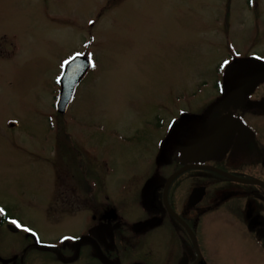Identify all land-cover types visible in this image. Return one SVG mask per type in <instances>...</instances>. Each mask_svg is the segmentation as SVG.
Instances as JSON below:
<instances>
[{"label":"rangeland","instance_id":"obj_1","mask_svg":"<svg viewBox=\"0 0 264 264\" xmlns=\"http://www.w3.org/2000/svg\"><path fill=\"white\" fill-rule=\"evenodd\" d=\"M255 2L0 0V47H16L0 61V200L37 213L55 177L80 163L100 167L111 192L140 175L152 138L212 94L224 59H264V0ZM78 54L95 68L58 117V81ZM225 246L234 264L236 240Z\"/></svg>","mask_w":264,"mask_h":264},{"label":"flooded vegetation","instance_id":"obj_2","mask_svg":"<svg viewBox=\"0 0 264 264\" xmlns=\"http://www.w3.org/2000/svg\"><path fill=\"white\" fill-rule=\"evenodd\" d=\"M6 41L0 61L16 49ZM254 58L264 62L224 59L211 95L160 121L145 169L117 191L80 163L55 177L37 213L0 200V264H229L227 238L234 264H264V73L236 92L226 78Z\"/></svg>","mask_w":264,"mask_h":264},{"label":"water","instance_id":"obj_3","mask_svg":"<svg viewBox=\"0 0 264 264\" xmlns=\"http://www.w3.org/2000/svg\"><path fill=\"white\" fill-rule=\"evenodd\" d=\"M90 68L89 61L84 57H77L73 62L69 64L66 69V73L61 80V92L57 102V111L61 115H65L71 103L74 100L75 92L80 85L82 79L86 75ZM252 72L264 73V64L256 60H246L237 64L228 70L227 80L233 92L236 90L247 88L248 90L254 88L257 82L261 79V76H249ZM237 75V76H236ZM248 81L246 87L238 86L234 81L237 77ZM236 77V78H235ZM233 82V84H232Z\"/></svg>","mask_w":264,"mask_h":264},{"label":"bare ground","instance_id":"obj_4","mask_svg":"<svg viewBox=\"0 0 264 264\" xmlns=\"http://www.w3.org/2000/svg\"><path fill=\"white\" fill-rule=\"evenodd\" d=\"M254 1V5H256V2H255V0H247V5H251L252 4V2ZM235 55H238V53H233V57L235 56ZM253 74V72L252 73H250L249 74V76H251ZM237 76V75H236ZM236 78V77H235ZM239 80H241V78L238 76L237 77V80H235V82L236 81H239ZM69 108H70V106H69ZM69 108H68V110H67V113H68V111H69ZM56 113H57V115H58V117H63V116H66L67 115V113L65 114V115H61L60 113H58V111H57V109H56ZM91 168L94 170H96V165H94V166H91ZM99 171H100V169H99ZM100 173H101V171H100Z\"/></svg>","mask_w":264,"mask_h":264},{"label":"snow or ice","instance_id":"obj_5","mask_svg":"<svg viewBox=\"0 0 264 264\" xmlns=\"http://www.w3.org/2000/svg\"><path fill=\"white\" fill-rule=\"evenodd\" d=\"M3 209H0V213H3ZM13 224H17V222L15 220L12 221ZM17 226L19 227L20 225L17 224ZM24 231H29V229H23Z\"/></svg>","mask_w":264,"mask_h":264}]
</instances>
